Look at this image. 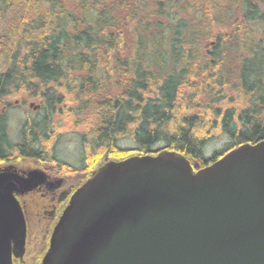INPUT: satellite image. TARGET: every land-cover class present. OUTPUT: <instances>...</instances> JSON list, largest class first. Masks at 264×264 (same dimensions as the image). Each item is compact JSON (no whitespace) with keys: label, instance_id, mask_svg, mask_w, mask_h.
<instances>
[{"label":"trees","instance_id":"obj_1","mask_svg":"<svg viewBox=\"0 0 264 264\" xmlns=\"http://www.w3.org/2000/svg\"><path fill=\"white\" fill-rule=\"evenodd\" d=\"M213 23L226 30L203 33ZM202 35L215 39L207 53ZM231 90L243 108L231 99L224 109ZM20 93L42 100V111L15 141L0 113V162L40 158L52 118L77 104L96 112L92 169L106 153L122 160L162 150L202 168L264 141V0H0V106ZM218 125L231 144L205 157ZM123 136L135 147H120Z\"/></svg>","mask_w":264,"mask_h":264},{"label":"water","instance_id":"obj_2","mask_svg":"<svg viewBox=\"0 0 264 264\" xmlns=\"http://www.w3.org/2000/svg\"><path fill=\"white\" fill-rule=\"evenodd\" d=\"M5 176L0 264H13L26 223ZM43 264H264V141L196 171L170 150L105 163L70 201Z\"/></svg>","mask_w":264,"mask_h":264},{"label":"rangeland","instance_id":"obj_3","mask_svg":"<svg viewBox=\"0 0 264 264\" xmlns=\"http://www.w3.org/2000/svg\"><path fill=\"white\" fill-rule=\"evenodd\" d=\"M191 23L197 25L199 21H191ZM210 30L203 31V33L211 32V34L216 35L221 31H225L226 26L225 24L213 23ZM202 37L205 39L207 36L202 35ZM206 39L204 53H207L209 48L215 44L214 38L208 37ZM28 95L20 93L10 100L8 104L0 106V113L7 114L8 132L14 141L18 140L24 121L40 117V112L42 111V100ZM231 99L234 100L232 105L236 109H241L245 106L241 96L239 97L234 91H228V97L224 101L226 104H223L224 109L230 106L228 102ZM76 105H71L73 107L72 110H70L71 108H66L65 113L62 115L57 114L52 118L54 132L50 139H47V141L42 140L45 147L42 150L44 153L40 158L17 156L12 160L0 162V174L20 172L25 177L24 179L29 181L27 184L32 180L35 182L31 186L34 189L38 183H41L42 186L40 195L35 194L37 195L36 197L30 196L26 198L23 196L24 198L21 197V202L19 201L22 203L21 207L26 222V242L22 253H17L14 256L18 257L17 259L24 257L25 262L23 264H40L50 248L54 230L69 204V202L65 201L62 203L61 212H57L60 205L55 202V194L74 190L82 180L86 184L105 163L119 161L115 160L114 156L106 153L103 160L105 163L99 168H91L92 163L87 154V148L90 145L89 142H91L96 122V112L95 108L89 107L82 113V111L76 109ZM207 128L208 126L204 130H207ZM230 144L229 136L222 132L221 127L218 125L205 138L203 154L205 157H211L215 152L227 149ZM118 145L122 148H134L136 143L133 138L123 136L120 138ZM163 146L164 142H157L154 145V149L162 148ZM199 164L200 160H194L195 166L192 165L195 171L201 166ZM43 196L49 197V201Z\"/></svg>","mask_w":264,"mask_h":264},{"label":"flooded vegetation","instance_id":"obj_4","mask_svg":"<svg viewBox=\"0 0 264 264\" xmlns=\"http://www.w3.org/2000/svg\"><path fill=\"white\" fill-rule=\"evenodd\" d=\"M2 174L3 175L5 174L7 176V178H8L7 180H5L3 182L4 184L2 183V185L3 186H6V185L7 186H9V185L12 186L13 195L15 197H17V199L19 201L21 200V197H23V196L25 198L26 197H30V196L36 197L40 193V191L42 190L41 183H38L39 185L37 184L35 186V189H34V187H31L35 183V182H33V180L29 184H27L28 183V180H25L24 179L25 177L22 176L20 172H18V173H16V172H13V173L10 172L8 174L1 173L0 175H2ZM80 182L81 183L78 184L77 188H75L74 190H71L70 192L69 191H65V192H61V193L55 194V202L58 205H60V206H58V211L57 212H61V210H62V203H64L65 201L70 203V201L72 200L73 195L76 192V190L79 189L84 184V181L83 180L80 181ZM26 184H27V186L24 188V186ZM30 188H33V189H30ZM35 194H37V195H35ZM41 197H42V195H41ZM43 197H46L48 199V201H49V197H47V196H43ZM20 204H22V203H20ZM27 237H28V234H27ZM45 243H47V242L45 241ZM17 258L18 257H16V256L13 257V264H19V263L23 264L25 262L24 257L23 258H19V259H17ZM42 260H44V258H42ZM42 260H41V263L40 264L43 263Z\"/></svg>","mask_w":264,"mask_h":264}]
</instances>
